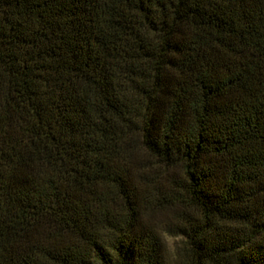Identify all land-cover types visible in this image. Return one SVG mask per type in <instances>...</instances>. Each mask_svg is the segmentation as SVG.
<instances>
[{
	"label": "trees",
	"instance_id": "trees-1",
	"mask_svg": "<svg viewBox=\"0 0 264 264\" xmlns=\"http://www.w3.org/2000/svg\"><path fill=\"white\" fill-rule=\"evenodd\" d=\"M0 264H264V0H0Z\"/></svg>",
	"mask_w": 264,
	"mask_h": 264
},
{
	"label": "rangeland",
	"instance_id": "rangeland-1",
	"mask_svg": "<svg viewBox=\"0 0 264 264\" xmlns=\"http://www.w3.org/2000/svg\"><path fill=\"white\" fill-rule=\"evenodd\" d=\"M166 237H167V243H168L170 249H173L174 245L177 242H179V240H180V237L179 236H175V235L167 234Z\"/></svg>",
	"mask_w": 264,
	"mask_h": 264
}]
</instances>
